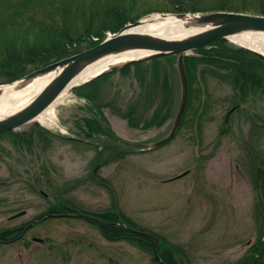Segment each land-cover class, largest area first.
I'll return each mask as SVG.
<instances>
[{
    "label": "rangeland",
    "instance_id": "374dc122",
    "mask_svg": "<svg viewBox=\"0 0 264 264\" xmlns=\"http://www.w3.org/2000/svg\"><path fill=\"white\" fill-rule=\"evenodd\" d=\"M138 2L136 16L165 5ZM82 3L76 8L87 16L93 0ZM159 60L161 81L169 74L165 89L153 81V62L104 73L69 89L51 121L13 131L25 133L18 142L0 136V231L62 202L124 216L170 245L179 264H240L257 255L253 249L264 240V94L240 98L229 82L191 69L180 129L150 149L170 133L181 96L176 57ZM88 118L102 120L113 136L91 134ZM155 255L135 242L106 240L81 217L48 218L22 239L0 243V264H161Z\"/></svg>",
    "mask_w": 264,
    "mask_h": 264
},
{
    "label": "trees",
    "instance_id": "16d2710c",
    "mask_svg": "<svg viewBox=\"0 0 264 264\" xmlns=\"http://www.w3.org/2000/svg\"><path fill=\"white\" fill-rule=\"evenodd\" d=\"M164 1L163 7L147 9L136 16L130 11L134 6V0H93L94 9L86 16L81 15L76 8L77 6L80 9L83 4L82 0H0V85L12 83L34 70L92 48L101 43L107 37L108 32L117 33L126 24L135 22L141 15L151 12L232 11L264 14V0ZM252 2L258 3L259 6H253ZM42 8L45 9L44 12H41ZM158 61L160 60L153 61L151 75L155 84H164L165 89V82L168 81L169 74L165 73L163 83L160 74L161 66L158 65ZM185 62L189 78L192 75L191 69L199 70L203 78L210 75L229 82L235 90L236 96L240 98L257 92L264 94L263 60L244 49L232 47L227 39H220L197 49L193 55L186 56ZM142 66L143 64H139L136 67L141 69ZM127 70L129 68L124 69V71ZM142 75L141 78L146 73ZM166 90L169 93L168 88ZM101 122L98 118L85 120L91 134L104 133L113 136L110 128L104 129V126L102 128ZM106 123L107 121L104 122L105 125H107ZM8 133L12 134L17 142L20 136L25 135V133L17 134L13 131ZM30 142H33V137ZM258 164V169L254 170V174L255 178L259 180L262 176L263 164L262 162ZM48 212L64 215L77 212L85 213L86 211L71 208L61 202L54 204ZM119 215L112 211L97 214L105 221L124 222L120 224L95 223L103 237L113 242H135L155 254L156 242L135 231L139 228L124 216ZM23 236V229H6L0 231V243H12L22 239ZM165 244L161 240L160 258L167 264H179L175 251L169 248L170 245ZM257 245L253 251L260 256L258 264H263L261 259L264 255V243L258 249H256ZM254 258V255L246 257L240 264H254ZM155 259L158 261L156 257Z\"/></svg>",
    "mask_w": 264,
    "mask_h": 264
},
{
    "label": "water",
    "instance_id": "95a60500",
    "mask_svg": "<svg viewBox=\"0 0 264 264\" xmlns=\"http://www.w3.org/2000/svg\"><path fill=\"white\" fill-rule=\"evenodd\" d=\"M160 15L162 17L174 16L177 19L184 21L189 19L191 21L189 26L199 27L202 28V30L184 38H167L152 33L133 31L132 29L134 27L141 24L144 19L142 18L134 23L126 25L118 33L110 35L92 48L83 50L70 57L31 72L17 82L30 81L40 75L59 71L57 76L38 94L37 97L34 98L32 102L15 114L0 120V134L16 130L27 123L35 121L36 118L48 109L61 93L69 87L77 75L89 65L107 56L137 51L145 53L144 56L112 66L102 73L119 71L130 66L164 57L177 56L176 66L181 86L179 108L170 133L154 143L150 149H157L166 145L175 137L188 107L189 79L185 66L186 55H189L195 50L217 40H230L232 36L240 35L242 33L251 32L264 34V14L214 11L197 14L161 13ZM241 48L249 51L264 61V55L259 52L244 47ZM234 110L235 108L232 111ZM76 215L99 223H105L98 217L87 214ZM143 234L154 239L157 244L159 243L156 236L145 232ZM257 261L258 257L255 259V264ZM161 262L162 264H166L163 261Z\"/></svg>",
    "mask_w": 264,
    "mask_h": 264
},
{
    "label": "bare ground",
    "instance_id": "6f19581e",
    "mask_svg": "<svg viewBox=\"0 0 264 264\" xmlns=\"http://www.w3.org/2000/svg\"><path fill=\"white\" fill-rule=\"evenodd\" d=\"M191 21L180 20L174 16L162 17L160 14H154L144 18L138 26L132 30L142 33H152L167 38H184L195 34L202 28L189 26ZM230 41L238 47H244L264 55V34L263 33H242L232 36ZM145 53L131 51L119 55L104 57L85 68L72 81L56 101L40 114L35 121L41 124L51 121L54 117L53 108L55 104L66 99L67 91L73 86L82 85L92 78L98 76L112 66L127 62L144 56ZM59 71L40 75L30 81L15 82L4 85L0 88V120L11 116L27 106L35 97L57 76Z\"/></svg>",
    "mask_w": 264,
    "mask_h": 264
},
{
    "label": "flooded vegetation",
    "instance_id": "af4514ba",
    "mask_svg": "<svg viewBox=\"0 0 264 264\" xmlns=\"http://www.w3.org/2000/svg\"><path fill=\"white\" fill-rule=\"evenodd\" d=\"M135 2L133 3V8H132V10H133V12H134V10H136V7H137V5H138V1H140V0H134ZM229 116L230 115H228L227 116V122H228V118H229ZM188 174H190V171L188 172ZM51 208V207H50ZM49 208V209H50ZM26 212H24L23 214H25ZM22 214V215H23ZM71 214L72 213H68V214H60V213H51V212H46V213H44V214H41V215H39V216H37L33 221H30V222H28V223H23V224H21V225H18V226H15L14 228H19V229H23V232H24V234H26V232L33 226V225H35L36 223H39V222H42V221H44V220H46V219H48V218H52V217H65V216H71ZM41 217H42V219H41ZM107 223H113V222H109V221H106ZM117 223V222H116ZM93 224H94V222H93ZM119 224V223H118Z\"/></svg>",
    "mask_w": 264,
    "mask_h": 264
}]
</instances>
